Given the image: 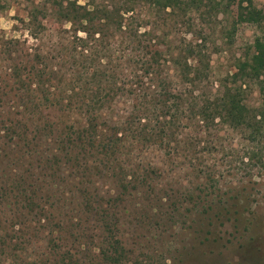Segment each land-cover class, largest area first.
<instances>
[{"label":"trees","instance_id":"16d2710c","mask_svg":"<svg viewBox=\"0 0 264 264\" xmlns=\"http://www.w3.org/2000/svg\"><path fill=\"white\" fill-rule=\"evenodd\" d=\"M52 3L56 7L50 12H30L25 26L37 41V28L45 31L57 26L61 34L69 33L68 38H61L56 64L40 61V51L28 48L30 66L14 64L6 76L23 92L14 100L21 115L8 129L10 138L16 141L8 152L13 157L0 149V163H4L0 170V264H17L16 255L25 253L26 246L33 243V234L50 223L57 234L54 245L74 246L80 235L72 233L73 222H82L74 210L106 217L107 209L97 193L98 184L103 183L96 181V176L106 177L107 185L115 187L113 196L107 194L112 203H120L122 197L132 191L138 193L139 189L148 197V189L155 188L152 171L143 163L131 165V158L150 147L172 150L168 148L177 141L180 129L192 126L206 134L221 125L259 136L264 127V38L255 37L248 57L236 62L235 71L226 79L228 83H219L214 89L210 59L204 51L206 38L202 31L196 33L197 23L187 0ZM234 3L240 22L259 28L264 24L263 11L256 9L251 0H209L208 10L217 14L228 11ZM160 14L173 27L151 26L146 30L147 22L156 23ZM46 18L49 26L43 24ZM181 21L183 29L178 30ZM65 26L68 30L62 31ZM178 32L183 36L176 41ZM40 64L44 66L38 67ZM31 67L35 70L31 71ZM23 69L27 75L22 74ZM251 84L259 93L257 107L246 103V90ZM107 110L111 115L106 117L103 114ZM52 111L57 113L54 119ZM73 113L80 118L78 126H71L69 133L62 130L57 136L59 118ZM105 118L110 119V128ZM35 136L37 140H33ZM52 137L54 142L60 137L57 147L43 157L38 141L46 138L53 142ZM36 158L43 159L42 168L49 172L43 175L51 179L61 172L73 176L69 180L73 202L65 205V199L59 207L42 204V196L50 199L48 194H41L44 183L30 176L32 166L23 167ZM219 214L224 217L229 212ZM16 223L20 226L16 227ZM112 228H103L109 240L100 254L106 250L109 260L119 262L122 244L115 235L113 238ZM88 244L84 242L82 246ZM69 257L61 256L58 261H80L75 255Z\"/></svg>","mask_w":264,"mask_h":264},{"label":"rangeland","instance_id":"374dc122","mask_svg":"<svg viewBox=\"0 0 264 264\" xmlns=\"http://www.w3.org/2000/svg\"><path fill=\"white\" fill-rule=\"evenodd\" d=\"M251 1L264 13V0ZM187 2L191 17L197 23L196 33L202 31L205 35L204 51L210 59L213 88L217 89L219 83H228L226 79L235 71L236 62L248 57L255 37L264 38V24L259 28L240 22L235 3L228 11L215 14L208 10L209 0ZM55 7L52 0H0V149H5L6 155L14 148L15 141L10 138L8 129L21 115L14 100L23 92L6 77L10 73L8 68L14 64L29 65L32 57L27 56V51L33 47L43 56L40 61L52 63V66L56 64L61 38H68L69 33L61 34L57 26L45 31L37 28V41L31 38L25 26L30 12L47 13ZM42 20L43 24H49L47 18ZM154 22L149 20L145 29L173 27L162 14ZM182 23L176 29L182 30ZM68 28L65 26L62 31ZM176 35V41L183 36L180 32ZM187 39H191L190 36ZM41 66L44 65L38 67ZM31 68V71L35 70V67ZM22 74L28 72L23 69ZM56 85L55 82L53 86ZM246 103L249 107H257L260 103L257 87L253 84L247 87ZM51 114L54 119L57 113L52 111ZM103 115L107 117L111 113L107 110ZM59 120L57 136L62 130L69 133L71 126L77 127L80 123L75 113L61 116ZM105 121L110 128V119L105 118ZM260 132L259 137L247 130L220 125L203 134L192 126L185 127L178 132L177 141L169 146L172 150L150 147L135 153L131 165L143 163L152 171L155 188L148 189V197L139 189L138 193L132 191L122 197L120 203H112L107 194L113 196L115 187L110 183L107 185L106 177L96 176L95 180L103 183L98 184L100 190L97 193L102 197L99 199L107 209V216L99 218L74 210L82 221L73 222L72 233L80 235L74 246L54 245L57 234L52 230L53 225H44L39 233L33 234V243L26 246V252L16 255L17 264H61L59 257L73 255L80 258L73 264H264V127ZM35 138L33 140H37ZM52 138L53 142L46 138L38 141L43 157L50 153L49 149L57 147L60 137L55 142ZM12 155L9 153V158ZM42 160L36 158L23 166H32L30 176L44 183L41 194H48L50 199L42 196V204L59 207L67 199L65 205H69L70 200H74L70 197L73 189L69 188L73 176L69 172L66 175L61 172L55 179L43 175L49 172L42 168ZM3 165L0 163V170ZM207 208L210 209L206 211ZM61 211L65 212L63 208ZM226 212H229L227 216H219ZM54 214L57 215L55 210ZM107 225L114 226L112 236L115 235L122 244L119 262L109 260L110 254L106 250L100 254L101 247L109 240L107 232L103 231ZM84 242L89 243L88 246H82Z\"/></svg>","mask_w":264,"mask_h":264}]
</instances>
